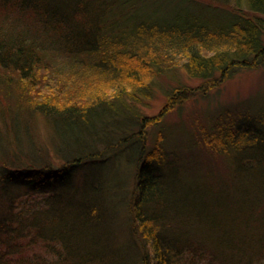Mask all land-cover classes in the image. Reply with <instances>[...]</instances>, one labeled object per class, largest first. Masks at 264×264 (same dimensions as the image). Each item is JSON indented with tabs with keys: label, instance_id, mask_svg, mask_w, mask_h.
<instances>
[{
	"label": "trees",
	"instance_id": "obj_1",
	"mask_svg": "<svg viewBox=\"0 0 264 264\" xmlns=\"http://www.w3.org/2000/svg\"><path fill=\"white\" fill-rule=\"evenodd\" d=\"M261 67L264 0H0V264H116L121 215L138 264H196L188 252L206 243L217 264H264V176L234 172L264 174V104L248 105L257 117L237 119L240 107L211 117L224 128L210 133L224 164L189 182L176 154L148 144L146 125L164 128L137 104L162 74L171 104ZM52 85L62 89L47 94ZM228 194L239 217L218 223ZM195 216L203 223L186 221ZM26 238L42 253H25Z\"/></svg>",
	"mask_w": 264,
	"mask_h": 264
},
{
	"label": "rangeland",
	"instance_id": "obj_2",
	"mask_svg": "<svg viewBox=\"0 0 264 264\" xmlns=\"http://www.w3.org/2000/svg\"><path fill=\"white\" fill-rule=\"evenodd\" d=\"M170 75L171 73H168L167 75L162 74L156 78L153 82V91L151 95L147 98L142 97L141 101L137 103L141 114H144L147 117H154L155 121H158L157 124H161L164 128L163 131H161L157 125H146L145 130L148 134L147 142L148 144H155L153 146L154 150L156 146L160 144L162 150L161 153L160 151H157V155L160 154L161 156H167V158H170L168 161L174 160L172 157L176 154L175 159L178 160L176 168L179 171V181L185 180L186 182H189L191 179L196 180L195 178L200 176L198 173L209 172V175L214 176L215 174H218L219 169H222L224 164L223 155L225 154L218 152L216 146L213 145V143L217 141V137L214 135L212 136L210 133H221L220 130H223L224 128L222 127L223 125L220 123L218 124L217 119L212 121L211 117L215 115L218 116L220 114L219 112L222 110H227L228 112L236 111V107H240L238 111L242 113L237 119L242 117L245 118L247 114H249L250 117H257L258 115L255 108L249 107L248 105L255 106L257 103L264 104V67L238 70L231 77L221 81L217 86L206 89L207 93L205 95H202L201 91L197 89L196 92L187 97V99L171 104H169V102L167 103V99L163 95V89L171 83ZM177 75L178 79L191 87H195L202 82L199 79H193L186 76L181 71L177 73ZM46 80L48 79L45 77L41 78L39 81L40 88L47 83ZM51 81L53 82L54 80ZM57 88L55 85H52L51 88H44V90L49 94V90L54 92ZM60 89L62 88H59L58 90L60 91ZM104 90L108 91L107 88ZM226 116L227 113L220 118H225L229 121ZM36 119L34 129L36 136L34 135L33 138L35 139V142L37 141L40 144L43 142V140H41L43 139L41 135L45 137L47 132L41 117H37ZM260 121L264 123V117ZM212 128H215V130L211 131ZM164 130L165 134L168 132V135H163ZM162 137L164 138L163 142L160 141ZM195 137L197 138L195 146L186 148L187 145L194 144L192 140H194ZM247 137L248 135L246 134H241L239 136L238 140L240 146H244L243 144L248 142L249 139L247 140ZM186 159L192 160L196 164V172L191 171L188 165H186ZM122 167L124 166L122 165L121 168ZM129 169L130 168H124L125 171ZM234 172L239 177L238 182H240L242 178H244L245 182L247 177L251 181L263 180L264 176L263 171L260 168H250L248 170L238 169L234 170ZM231 173H233V171L230 169L228 175ZM125 175L130 176V179L133 172L129 173L128 171ZM185 176L191 178L184 179ZM174 177L176 178L175 175ZM127 185L129 187L130 183ZM170 185L171 184H168V186ZM242 188L243 186L241 185L227 183L226 185H223L222 189L229 193L239 191ZM193 197L196 198L193 200L198 202L199 197L197 195ZM232 198L233 195L229 194L226 197H223L222 202L224 203V207L220 210H216L217 215L214 217L215 221L218 223L223 222L225 224H231L237 221L239 216L234 217L237 212L235 211ZM125 221V215H121L118 219H115V224L113 225V230L111 232V235L114 234V245L111 248L113 249L114 254L118 257L116 264H138L139 259L138 256L135 255V248L126 229L127 226L124 224ZM186 221L193 222L195 225L203 223L198 216L187 219ZM248 235L249 237L251 236L250 234ZM23 241L27 243L25 253L26 251H29L30 254L42 253L40 246L31 243L27 238ZM206 246L208 250L204 247L197 248V245L195 244L193 252H188V255L194 257L193 261L196 264H217L215 259L216 256L213 252L214 250L212 251L207 243Z\"/></svg>",
	"mask_w": 264,
	"mask_h": 264
}]
</instances>
